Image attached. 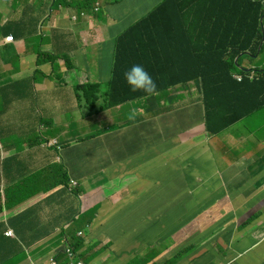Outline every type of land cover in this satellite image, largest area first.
Instances as JSON below:
<instances>
[{"label":"crops","instance_id":"0c3cea01","mask_svg":"<svg viewBox=\"0 0 264 264\" xmlns=\"http://www.w3.org/2000/svg\"><path fill=\"white\" fill-rule=\"evenodd\" d=\"M161 1L0 0V264H264V107L210 133L197 79L103 108ZM169 36L143 41L157 75L182 71Z\"/></svg>","mask_w":264,"mask_h":264},{"label":"trees","instance_id":"16d2710c","mask_svg":"<svg viewBox=\"0 0 264 264\" xmlns=\"http://www.w3.org/2000/svg\"><path fill=\"white\" fill-rule=\"evenodd\" d=\"M263 14L261 0L162 1L119 38V63L107 91L108 105L103 108L147 95L143 91H131L124 73L133 65L144 67L150 64L151 58L136 60L128 54L135 50L143 51V41L150 35H170L156 54L165 51L166 60L175 64L180 62L182 71L168 75H157L151 71L152 78H169L168 82L157 86V92L200 80L206 125L213 134L259 111L264 107V66L251 71L241 66L247 56L254 59L264 52L263 47L260 48ZM130 39H136V42L126 48ZM252 71L256 73L254 77L251 76ZM235 74L243 75V80L240 81ZM91 86L83 87L88 89Z\"/></svg>","mask_w":264,"mask_h":264},{"label":"clouds","instance_id":"9594fccd","mask_svg":"<svg viewBox=\"0 0 264 264\" xmlns=\"http://www.w3.org/2000/svg\"><path fill=\"white\" fill-rule=\"evenodd\" d=\"M86 1V0H85ZM164 1V0H162ZM161 1V2H162ZM262 3H263V0H261ZM97 2V1H96ZM161 2L158 3V5L161 4ZM158 5H156L153 9H151L147 14H145L143 17L147 16L152 10H154ZM264 5V4H263ZM97 9H99V6L97 7ZM264 15V14H263ZM142 17V18H143ZM142 18L138 19L137 21H134L133 24H131L129 27H132L136 22L140 21ZM262 23V27H263V37H262V40H263V43H262V47L264 49V18L263 20L261 21ZM131 29V28H130ZM262 30V28H261ZM125 33V32H124ZM123 33V34H124ZM122 34V35H123ZM121 35V36H122ZM10 36H13V40H8V37ZM7 37V41L9 42H12V41H15V37L14 35H10ZM120 36V37H121ZM261 40V41H262ZM261 44V43H260ZM260 47V48H262ZM42 54H47V52H41ZM40 53V54H41ZM145 51H141V50H135L133 52H130L128 54V56L132 59H136V60H140V59H143L146 57V53ZM264 54V52H262ZM261 54V53H260ZM260 54H258L257 56H259ZM50 56H51V53H50ZM256 56V57H257ZM239 59V58H238ZM119 62H117V59H116V65L118 64ZM237 63L239 64V62L237 61ZM116 67V66H115ZM114 67V68H115ZM257 67V66H256ZM242 69H246V67H244V65L241 66ZM255 68V67H253ZM253 68H249V69H253ZM115 70V69H114ZM247 71V70H246ZM251 71V70H250ZM256 75L255 71H252L251 72V76L254 77ZM114 76H115V72H114ZM114 76L112 78V80L114 79ZM235 76L238 78L239 76H242V80L244 78L243 75L241 74H235ZM124 79H125V82L129 85L128 88H130L131 91L133 92H136V91H143L144 93H146L147 95L146 96H153V95H156L157 93L161 92H157V85L155 83V81L153 80L154 78L151 77V71L149 70V68L146 66H142V65H133L130 67V69L126 70L125 73H124ZM239 79V78H238ZM111 80V81H112ZM240 80V79H239ZM240 80V81H242ZM111 83V82H110ZM181 84V83H180ZM185 84V83H183ZM176 86V85H175ZM109 87H110V84L108 86V90H109ZM124 87H126V84L124 85ZM172 87V86H171ZM102 90V89H100ZM101 93V91H100ZM107 95V94H106ZM143 97V96H142ZM141 98V97H140ZM106 99H107V96H106ZM93 108V107H92ZM92 110V109H91ZM142 109L140 110H137V109H133L129 115H128V118L131 119V120H134L136 118V115L138 113H142ZM58 144V141L55 140V141H49L47 143V145H51V146H54V145H57ZM60 149L62 150V147H60ZM78 185H79V182L77 179L75 178H71L70 181L66 182V188L68 189V191L70 193H73L75 191V189L78 188ZM7 237H13L15 234H14V231L13 230H7L5 233H4ZM67 252L69 254L70 257L74 258L75 259V253H74V250L70 247L67 248ZM52 262L53 264H57L56 260L55 259H52ZM80 263H83V264H87L84 260L80 259V258H77L75 260V263L74 264H80Z\"/></svg>","mask_w":264,"mask_h":264},{"label":"rangeland","instance_id":"374dc122","mask_svg":"<svg viewBox=\"0 0 264 264\" xmlns=\"http://www.w3.org/2000/svg\"><path fill=\"white\" fill-rule=\"evenodd\" d=\"M126 2H128V5H132V4H134V0H125ZM145 14V13H144ZM131 20H134V19H131ZM131 20L130 21H128V23H131ZM132 24V23H131ZM261 54H263V53H261ZM246 59H250L251 61H257L258 60V57H255L254 59L253 58H250L249 56H247L245 59H244V61H243V63L245 62V60ZM258 66H259V64H257ZM108 84H104L103 85V89L101 90V95L103 96V100H105L106 99V94H107V91H108ZM87 108L89 109V111H91V109H92V105H90V104H87Z\"/></svg>","mask_w":264,"mask_h":264},{"label":"water","instance_id":"95a60500","mask_svg":"<svg viewBox=\"0 0 264 264\" xmlns=\"http://www.w3.org/2000/svg\"><path fill=\"white\" fill-rule=\"evenodd\" d=\"M263 4H264V0H263ZM263 18H264V15L262 16L261 21L263 20ZM262 32H263V27H262ZM262 43H263V40L261 41L260 47H262ZM237 61L239 62V59H237ZM245 70L250 71L251 69L246 68Z\"/></svg>","mask_w":264,"mask_h":264},{"label":"built area","instance_id":"2783aa9c","mask_svg":"<svg viewBox=\"0 0 264 264\" xmlns=\"http://www.w3.org/2000/svg\"><path fill=\"white\" fill-rule=\"evenodd\" d=\"M8 40H13V36L8 37ZM238 78H239L240 80H242V76H239ZM80 264H83V263H80Z\"/></svg>","mask_w":264,"mask_h":264}]
</instances>
